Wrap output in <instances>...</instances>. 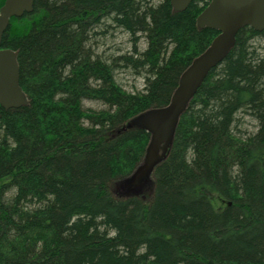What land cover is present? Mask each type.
Returning <instances> with one entry per match:
<instances>
[{"label": "trees", "instance_id": "16d2710c", "mask_svg": "<svg viewBox=\"0 0 264 264\" xmlns=\"http://www.w3.org/2000/svg\"><path fill=\"white\" fill-rule=\"evenodd\" d=\"M208 4L34 0L11 19L2 47L18 51L28 104H0V264H264V46L252 41L264 30L241 28L201 84L152 173L150 198L110 188L150 138L119 129L168 105L218 35L197 24ZM117 30L132 45L102 57ZM120 69L141 76L142 89H124Z\"/></svg>", "mask_w": 264, "mask_h": 264}, {"label": "water", "instance_id": "95a60500", "mask_svg": "<svg viewBox=\"0 0 264 264\" xmlns=\"http://www.w3.org/2000/svg\"><path fill=\"white\" fill-rule=\"evenodd\" d=\"M192 1L171 0V4L174 11H184ZM33 6L34 0H5L0 7V104L5 109L26 105L28 98L20 84L18 51L2 47L3 35L13 17L31 12ZM197 24L200 28H212L219 33L182 73L170 103L139 114L119 129L141 127L150 133L144 156L128 179L133 186L152 175L165 158L181 115L210 71L235 46L239 30L246 26L256 31L264 30V0H209L197 17Z\"/></svg>", "mask_w": 264, "mask_h": 264}, {"label": "rangeland", "instance_id": "374dc122", "mask_svg": "<svg viewBox=\"0 0 264 264\" xmlns=\"http://www.w3.org/2000/svg\"><path fill=\"white\" fill-rule=\"evenodd\" d=\"M101 41L103 40L101 39ZM252 41H254V43H260L261 46H259V49L263 48L262 46H264V38L258 37ZM104 42L105 44L100 46L97 52L100 53L102 57H108L110 54L118 55L120 52L119 49H122V51H126L132 45L131 42L129 41L128 34L122 32L121 30H117L113 32L111 31V33L108 35L107 39ZM140 46L144 48L146 44L143 42L140 44ZM115 77L117 82L120 83L123 86V88L126 89L127 91H134L138 89L140 90L143 87V78L141 76L134 75L131 70H127V71L122 69L116 70ZM83 106L86 109L92 108L95 110L105 109L106 107L101 102L94 100L83 101ZM243 128L247 129L248 131H255L256 122L250 117L245 116V124ZM140 161L138 162V164L140 163ZM137 165L135 166V168L137 167ZM134 169L132 170V172L134 171ZM132 172L127 176L119 177L111 181L110 188L112 193L115 196H119V197L130 194H137V195H142L144 199L148 200L152 193L153 176L150 175L139 185L133 186L128 180Z\"/></svg>", "mask_w": 264, "mask_h": 264}]
</instances>
